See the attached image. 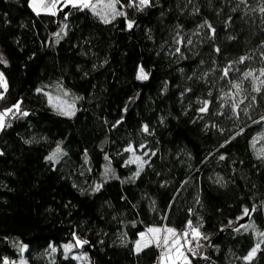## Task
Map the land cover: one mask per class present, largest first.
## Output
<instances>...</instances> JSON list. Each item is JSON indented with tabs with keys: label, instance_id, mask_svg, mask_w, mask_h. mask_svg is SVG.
<instances>
[{
	"label": "trees",
	"instance_id": "obj_1",
	"mask_svg": "<svg viewBox=\"0 0 264 264\" xmlns=\"http://www.w3.org/2000/svg\"><path fill=\"white\" fill-rule=\"evenodd\" d=\"M116 4L105 23L0 0V111L19 104L0 130V264L17 243L30 264H78L75 239L90 264H158L136 250L152 227L206 236L192 264H264V0ZM55 89L77 97L71 117Z\"/></svg>",
	"mask_w": 264,
	"mask_h": 264
},
{
	"label": "rangeland",
	"instance_id": "obj_2",
	"mask_svg": "<svg viewBox=\"0 0 264 264\" xmlns=\"http://www.w3.org/2000/svg\"><path fill=\"white\" fill-rule=\"evenodd\" d=\"M117 2L115 0H91V5H90V9H93V6L95 8V11L98 12L100 14L101 17H103L104 19H113L114 16V12H120V9H118V5L116 4ZM109 4H114L115 8H110L108 7ZM30 7L31 9H33V7L31 6V0H30ZM71 7V5H68L67 7L64 6L63 0H57V8L54 9L53 11L55 12V14L58 12V10L61 8L63 10H66L67 8ZM81 8V7H80ZM83 9V8H82ZM34 11V10H33ZM36 14L37 11H34ZM39 13H46V14H52L49 11L44 10L43 8H41L39 10ZM116 16H114L115 18ZM0 53H2L1 47H0ZM3 54V53H2ZM4 56V55H3ZM145 74V73H144ZM140 75V73H139ZM146 75V74H145ZM47 97H48V106L49 108H51L52 111H54L55 113L61 115V116H68L63 114V112L61 111V108L64 109H71L74 111V113L76 112V101H77V97L71 95L69 92L67 91H62L60 89H55L53 90V92H49L47 93ZM7 110V109H6ZM6 110H1L0 112H4ZM17 111L16 110H12L11 112H9V114L5 117V125H7L9 123V117L16 115ZM71 117V116H69ZM60 149V147H57ZM57 148L55 149V151L53 153L56 152ZM61 149L60 152L57 154L56 160L59 159L60 155H61ZM139 158V159H137ZM55 160V162H56ZM131 163H135L137 165H142L144 160L141 156L135 154L133 152L131 158H130ZM247 219V215L245 214L244 217L242 219H240V223H243L244 227L248 226V220ZM250 224V223H249ZM156 227H152L149 229H153ZM149 229L147 231H145L143 234V239H141V234L138 237V241L141 243V248L146 247L144 246L145 244L147 246H149V244L154 245L155 247L159 248L160 250V262L158 264H185V258L187 260V264H192L193 256H201L202 255V251H204L207 248V245L205 244V240L207 239L206 236H202L201 233H199V236H195L193 235V232L191 229L186 230L185 232H178L176 230H174V232L176 233L175 236H172L171 234H169L166 229L167 228H163V227H159L158 229H161L162 231L160 233H152L149 231ZM186 234V235H185ZM156 237H159V241H160V246H158V241L156 239ZM164 237L168 238L169 241V245L171 246L169 247H165L162 243ZM137 241V242H138ZM173 241H179V243L173 244ZM137 244V243H136ZM17 247L20 249V259L16 260V261H11L6 259L4 261L3 264H5V262H7V264H30L26 258V256L24 255L27 249V246H21V244L17 243ZM66 245H71V249L69 250H65V246ZM63 247V253L65 254V256H73L74 258H76L78 264H90L89 263V259H88V255L83 252L80 251L81 250V244L77 243V239L70 241L69 244H66ZM200 248V251H199ZM23 249V251H22ZM177 249H179V251H177ZM255 254L258 250V246L255 248ZM167 252V255L164 256L163 254ZM181 253L183 255H181ZM254 257V256H252Z\"/></svg>",
	"mask_w": 264,
	"mask_h": 264
},
{
	"label": "snow or ice",
	"instance_id": "obj_3",
	"mask_svg": "<svg viewBox=\"0 0 264 264\" xmlns=\"http://www.w3.org/2000/svg\"><path fill=\"white\" fill-rule=\"evenodd\" d=\"M116 2L118 3L119 0H116ZM63 3H64V6L67 7L68 5H71L72 7H81V8H89L90 5H91V0H63ZM139 3L140 5H144V6H147L149 4V0H139ZM31 6L33 7V10L34 11H37V13L39 14V10L41 8H43L44 10L46 11H49L51 12L53 15L55 14V12L53 11L54 9L57 8V0H31ZM108 7L110 8H115V5L114 4H109ZM93 10H95L94 6H93ZM262 11H264V9H262ZM116 15H123V13L121 12H114V16ZM113 16V18H114ZM104 22L105 23H108L110 22L107 18L104 19ZM132 27V24L131 22L128 24V28H131ZM215 30L213 29V32ZM58 35V34H57ZM217 51H219V49H217ZM247 59L246 57H242L241 58V62H243V60ZM0 64H3L5 67L8 65V61L5 59V57L3 56L2 53H0ZM228 71L229 69H225L224 70V74L225 76L228 75ZM252 75V73H245V76H250ZM261 75H264V70L261 71ZM139 79H146L147 76L144 74V71L143 69L140 70V75L138 76ZM0 88H3L4 91L6 92L7 91V80L5 79L4 77V73L3 72H0ZM256 91H260L259 88L255 89ZM39 91V90H38ZM0 99H3V95L0 94ZM205 105H207V102H205ZM15 108L17 111H19V104L15 105ZM207 108L205 106V108H202L201 111H206ZM12 109H7L6 111L4 112H0V130H2L4 127H5V117L9 114V112H11ZM61 111L63 112V114L65 115H68V116H72L74 115V111L71 110V109H64V108H61ZM24 115H27V113H23ZM145 131H147V126H145L144 128ZM60 152V149L57 148L56 152L53 153L52 155H50L49 157H47L48 160H53L55 161L56 160V157H57V154ZM221 159H224L223 156L220 157ZM139 159V158H137ZM142 167V165H141ZM137 175H139V173H137ZM244 212L245 214L247 215L248 214V209H244ZM189 227L191 228L192 225L191 223H189ZM150 232L152 233H160L162 230L161 229H158V228H153V229H149ZM166 231L171 234L172 236H175L176 233L174 232L173 229L171 228H168L166 229ZM192 232H193V235L194 237L195 236H199V231L198 229H195L193 228L192 229ZM186 235V234H185ZM141 239H143V234H141ZM157 241H158V246H160V241H159V237H156ZM77 243L78 244H85L87 243V241H80L79 239H77ZM163 245L165 247H171L169 245V241H168V238L167 237H164L163 241H162ZM176 243H179V241H173V244H176ZM144 246H147L146 244ZM71 245H66L65 246V250H69L71 249ZM141 243L138 241L137 244H136V250L137 251H140L141 250ZM23 251V249H22ZM53 251H55V249H53ZM177 251H179V249H177ZM255 251L256 249H253L251 253H249V257L248 258H251L252 256L255 255ZM164 256L167 255V252H165L163 254ZM181 255H183L181 253ZM5 264H7V262H5ZM185 264H187V260L185 258Z\"/></svg>",
	"mask_w": 264,
	"mask_h": 264
},
{
	"label": "water",
	"instance_id": "obj_4",
	"mask_svg": "<svg viewBox=\"0 0 264 264\" xmlns=\"http://www.w3.org/2000/svg\"><path fill=\"white\" fill-rule=\"evenodd\" d=\"M68 9L69 8H67L64 12H63V15H65L67 12H68ZM132 103V102H131ZM131 103L129 104V107L128 108H131ZM107 142V140H104V141H102L101 142V144H100V149H102L103 147H104V145H105V143Z\"/></svg>",
	"mask_w": 264,
	"mask_h": 264
},
{
	"label": "crops",
	"instance_id": "obj_5",
	"mask_svg": "<svg viewBox=\"0 0 264 264\" xmlns=\"http://www.w3.org/2000/svg\"><path fill=\"white\" fill-rule=\"evenodd\" d=\"M4 57H5V55H4ZM5 59H6V57H5ZM7 60V59H6Z\"/></svg>",
	"mask_w": 264,
	"mask_h": 264
}]
</instances>
